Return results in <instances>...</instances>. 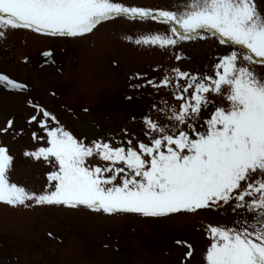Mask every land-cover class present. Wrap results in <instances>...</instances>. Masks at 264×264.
<instances>
[{
	"label": "snow or ice",
	"instance_id": "obj_1",
	"mask_svg": "<svg viewBox=\"0 0 264 264\" xmlns=\"http://www.w3.org/2000/svg\"><path fill=\"white\" fill-rule=\"evenodd\" d=\"M121 20L163 26L125 39L167 54L171 63L128 75L124 100L137 107L114 131L75 133L33 96L29 83L0 70L2 97L27 113L34 146L22 155L45 168L39 190L14 181L17 157L0 139V204L87 211L111 220H194L193 229L207 240L199 264H264V0H184L170 6L0 0V48H14L21 33L50 41L40 50V67L56 66V42L85 40ZM210 39L223 48L208 69H186L182 62L192 57L180 46ZM31 62L30 53L21 54L20 63ZM15 125L14 116L6 119L0 136L26 134ZM225 207L242 219L232 226L206 220V213ZM47 237L63 244L52 231ZM174 248L176 264H197L193 241L174 238Z\"/></svg>",
	"mask_w": 264,
	"mask_h": 264
},
{
	"label": "rangeland",
	"instance_id": "obj_2",
	"mask_svg": "<svg viewBox=\"0 0 264 264\" xmlns=\"http://www.w3.org/2000/svg\"><path fill=\"white\" fill-rule=\"evenodd\" d=\"M128 2L170 6L183 4L184 0ZM163 30V26L147 22L121 20L106 24L85 40L56 42L57 65L45 68L40 67V50L52 42L21 33L14 48H0V70L29 83L33 96L56 111L75 133L87 132L92 136L99 130L114 131L126 123L128 115L137 107L124 100L128 75L147 69L150 64L171 63L167 54L129 43L125 37L130 35L136 39ZM180 48L192 57L191 61L182 62L186 69L207 70L223 46L218 47L217 42L210 39L186 42ZM25 52L32 56L29 65L20 63V56ZM114 61L119 62L118 68L113 66ZM52 91L57 96H51ZM2 94L0 88V126L14 116L16 128L26 130L25 135L15 138L0 136L17 157L13 180L39 190L45 183V168L22 155L26 148L34 146L26 125L27 113L14 99ZM83 107L91 108V113L82 112ZM93 124H98L99 129L92 127ZM241 219L230 207L206 213L207 221L229 226ZM196 223L185 220L164 224L136 217L111 220L87 211L16 210L0 204V264H176L180 257L175 254L174 238L180 236L196 244L199 264L207 240L193 229ZM48 231L63 240V244L50 240ZM104 244L119 247L120 251L105 249Z\"/></svg>",
	"mask_w": 264,
	"mask_h": 264
}]
</instances>
